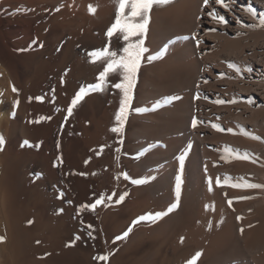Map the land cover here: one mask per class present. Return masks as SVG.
I'll list each match as a JSON object with an SVG mask.
<instances>
[{
  "label": "bare ground",
  "instance_id": "6f19581e",
  "mask_svg": "<svg viewBox=\"0 0 264 264\" xmlns=\"http://www.w3.org/2000/svg\"><path fill=\"white\" fill-rule=\"evenodd\" d=\"M89 4L96 7L95 14L89 13ZM57 6H61L60 11H55ZM249 6L256 10V17L247 13ZM210 10L225 15L228 25L225 27L212 20L206 15ZM115 11L113 0H0V90L4 94L3 107L7 109L0 113V134L5 140L10 136L6 145L11 153L7 159L0 153V165L13 157L15 162H23L19 160L17 147L31 136L24 117L28 104L25 103V91L31 75L25 71V64L15 59L28 63L30 59H53L57 49L62 47L66 51L67 46L72 50L73 58L91 59L90 52L105 45V33L114 22ZM262 15L264 0H236L235 6L228 11L218 5L203 8L202 0H172L166 5H154L146 40L151 54H156L178 36L190 39L177 40L161 59L142 64L131 108H150L154 102L163 101L170 95H179L182 99L154 112L137 114L130 110L120 136L110 129L116 126L114 117L122 94L109 87L85 97L92 103L91 130L94 128V132L87 135V141L96 140L93 152L102 157L103 148L111 151L116 142L123 139L112 172L119 185L116 187L119 196L125 192L128 195L123 202L104 211L105 217L115 226L112 241L123 245L122 249L137 242L151 243L152 252H147L140 264H188L197 252L202 255L196 264H264V187L237 189L215 184L217 177L221 181L227 177L230 183L247 181L264 185V138H251L264 131V27L258 25ZM213 28L217 30L211 31ZM193 36L197 39H191ZM197 41L200 42L198 46ZM78 43L81 48L89 47V53L77 52L75 45ZM113 47H120L119 42ZM59 57L68 59L67 54ZM229 63L235 64L238 71L230 69ZM92 66L91 84L97 82L103 64L97 61ZM249 67L251 72L245 70ZM116 79V76L109 77L110 81ZM13 86L18 89V95L12 94ZM62 89L64 91V87ZM15 98L19 100L17 108H13ZM218 100L225 103L218 104ZM77 105L69 116L66 111L69 104L63 102L64 121L75 119L79 110ZM193 117L198 122L203 121L195 129L191 127ZM212 124L224 130L218 131L211 127ZM188 144L191 149L186 157L179 206L154 223L143 221L133 226L137 218L166 211L175 202L174 177L178 167L175 157ZM140 151L146 154L140 160L133 159ZM236 153L247 154L249 159H237ZM108 169L102 168L96 181L103 182L102 174H107L104 172ZM123 173L133 179L146 176L156 179L136 186L126 180ZM209 176L213 178L211 192L207 183ZM113 193L112 189L111 195ZM242 197L251 199H239ZM228 200H232L231 206ZM104 205L97 206L101 210ZM122 215L128 217L118 222ZM130 226L129 235L116 240ZM166 253H170L172 259L168 263L163 259L157 263L158 257L163 258L161 255Z\"/></svg>",
  "mask_w": 264,
  "mask_h": 264
},
{
  "label": "rangeland",
  "instance_id": "374dc122",
  "mask_svg": "<svg viewBox=\"0 0 264 264\" xmlns=\"http://www.w3.org/2000/svg\"><path fill=\"white\" fill-rule=\"evenodd\" d=\"M75 49L83 55L89 53V47L81 48L79 43L75 45ZM65 50L68 52L62 47L57 49L53 59H30V63L23 59H15L24 63L25 71L31 75L30 83L27 84L25 91V103L28 104L24 114L31 136L25 139L28 145H25L23 143L25 140H23V144L20 143L17 147L19 160L23 162H15L13 157L6 163H1L3 166L0 165V237H4V242L0 243V264H140V259L153 250L151 243L137 242L127 249H122L123 245L121 247L119 243L115 244L112 241L115 236V226L105 217L104 211L118 204L115 201L119 198L120 193L116 189L119 185L116 184L117 179L112 168L116 165L121 152L120 140L117 142L115 140L117 145L111 151L103 148L102 157L99 156L100 153L93 152L96 140L87 141V135L94 132V128L91 130L92 103L85 98L89 94L83 98L84 100L82 99L83 101H80L82 103L78 102L77 110H79L75 119L70 120V118V121H64L62 118L63 102L66 101L70 105L69 100L73 99L79 88L93 81L91 59L82 57L75 59L72 57L70 47H65ZM60 54H67L68 59H59ZM83 62L86 64L83 65ZM66 75L72 76L71 79L65 77ZM61 80H64L63 83L67 88L64 84L61 85ZM62 87L67 93L62 91ZM53 89L55 90L54 96ZM69 90L75 93L72 95ZM63 92L66 95H63ZM12 94L18 95V93ZM3 96L2 93L0 113H5L7 110L2 104ZM35 97H44L43 102L36 100ZM45 116H50L51 119L40 120L39 123L34 122ZM259 132L258 136L264 138V131ZM7 137L6 144L10 139V136ZM6 144L0 151L3 159L5 156L6 159L11 156ZM102 168L110 169L104 172L107 174H102L103 182H99L96 180L100 178ZM74 170L75 173H73ZM81 173L86 175H81ZM77 187H80V191ZM112 189L115 196L111 195ZM61 192H64L62 199L58 198ZM101 195L104 197L101 203L105 204L101 210L97 206L95 210L81 209L78 211L79 206L91 204ZM110 195L113 196L111 200L108 199ZM59 209H63V212L59 213ZM127 217V215L119 216L118 222ZM29 221L32 223L29 224ZM87 225H91L92 229H88ZM89 231H92V237H89ZM109 232L113 234V237L107 234ZM77 236L79 239H76ZM37 241L40 243L37 244ZM101 255L108 256L109 259L107 261L94 259ZM161 256L163 258L158 257L157 263L163 260L168 263L172 259L170 253Z\"/></svg>",
  "mask_w": 264,
  "mask_h": 264
},
{
  "label": "snow or ice",
  "instance_id": "6c2138e0",
  "mask_svg": "<svg viewBox=\"0 0 264 264\" xmlns=\"http://www.w3.org/2000/svg\"><path fill=\"white\" fill-rule=\"evenodd\" d=\"M172 0H113V3L116 5V11H115V18L114 22L111 24L110 27L107 28L105 36L107 38V41L105 45L100 49H95L90 52L91 62L96 63L97 61L101 62L103 64L102 70L99 71L96 81L93 84L89 85H82L79 90L74 95L73 99L70 102V105L66 109L67 114L70 116L72 114L73 108L80 102L87 94L95 93V92H103L107 90L109 87H112L119 91L120 94H122V98L120 100V105L118 108V111L115 114L114 120L116 126L112 127L110 131L113 133H116L117 135L122 136L123 130L126 125V121L128 118V114L131 111H134L137 114H143L149 111H156L159 108L165 106L166 104L174 103L175 101H178L182 99L179 95H170L163 98V101H156L153 103V105L148 108H135L132 109L131 105L134 99V89L136 87V84L138 82V71L142 64L144 62L151 63L152 61L161 59L169 50V46L176 43L177 40H188L190 37L188 36H178L175 40H169L167 44L163 46L162 49H160L156 54H151L150 48L146 46V40L148 36L149 31V24L151 20L150 13L153 9L154 5H166L168 3H171ZM236 0H202V7L206 9H210L214 6H220V8L225 9L226 11L230 10L232 7L235 6ZM61 6H57L55 11H60ZM17 11H20L18 8ZM88 11L90 14H95L96 7L89 4L88 5ZM247 13L250 14L253 17H256V10L249 6L246 9ZM209 17H211L212 20H214L217 24L222 26H227L228 21L225 19V15L219 14L218 11H208L206 13ZM198 19H202V17H198ZM239 22V21H238ZM258 25L260 27H264V15L260 16L258 20ZM246 27H256L257 25H245ZM217 29L213 28L211 31L215 32ZM115 37V41L113 38ZM191 39L196 40L197 37L193 36ZM115 42H119L120 47H113ZM199 41H197V46L199 45ZM41 47L43 45H40ZM228 67L230 69L237 70V66L233 63H229ZM248 72H251L252 69L246 68L245 69ZM110 76H116L118 79L115 81H110ZM207 82V81H206ZM61 83L63 84V80H61ZM12 91L14 93H18V89L13 86ZM55 90L53 89V96H54ZM2 95V93H0ZM198 99L199 97H195ZM30 100L33 98H29ZM36 100L43 102L44 97H35ZM218 104H224V100H218L216 101ZM19 100H16L13 102V108L18 107ZM58 110V109H57ZM15 113H12L14 116ZM50 116L40 117L38 120L34 121L36 123H39L40 120H50ZM198 123H203V121L197 120V118L193 117L191 120V127L195 129L198 125ZM211 127L215 128L218 131H223L224 129L220 128L219 125L212 124ZM227 131H232V129H228ZM252 139L259 140L260 137L258 136H252ZM121 144L123 143V139L119 141ZM6 144L5 138L2 134H0V151L3 150L4 146ZM25 145H28V141H24ZM104 147V146H102ZM191 149V145H186L183 150L180 151V153L175 157V159L178 162V167L176 170V174L174 177V196H175V202L172 203L166 211L156 212V213H148L144 216H141L137 218L136 221L133 222V226L135 224H138L143 221H150V222H156L159 219L163 218L164 216H167L169 213L174 211L180 203L181 195H182V186L184 184V173H185V162L186 157L188 156V153ZM119 151V149H117ZM150 151V149H149ZM146 154L145 151H140L137 153L133 159L140 160L144 155ZM222 159L224 157H221ZM237 159H249L247 154L240 155L239 153H236ZM216 166L215 164L213 165ZM205 173H207V169L205 167ZM81 175H86L81 173ZM126 180H129L131 184L136 186H141L144 184L149 183L152 180H155V176H146L141 178H131L128 176L127 173L122 174ZM243 180V178H241ZM207 183H208V190L211 192L212 184H213V178L207 177ZM216 186H230L237 189H256L264 187V185H259L256 183H249L247 181H243L242 183H230L229 178H225L223 181L219 177L215 180ZM63 192L59 194L58 198H63ZM113 195H115L113 193ZM128 193H122L118 200H116V203L123 202L124 199ZM109 200L112 199V196L108 197ZM239 199H251V197H242ZM104 200L103 195H101L99 198L95 199V201L91 204H83L79 206L78 211L81 209H91L95 210L97 205L101 204V202ZM71 203V201H69ZM229 206L232 204V200H228ZM206 210L208 208V205L205 206ZM59 213L63 212V209L58 210ZM237 219H240V217H237ZM32 221H29V224H31ZM222 223V221H221ZM88 229H92L91 225H87ZM132 231V226H130L121 236L116 237V240L124 239L126 238L129 233ZM241 232H243V229H241ZM89 237H92V231L88 232ZM76 239H79L77 236ZM4 242V237H0V243ZM40 242L37 241V244ZM202 255V253L197 252L195 256L188 261V264H196L197 259ZM94 259H99L103 261H107L109 259L108 256L101 255L98 257H94Z\"/></svg>",
  "mask_w": 264,
  "mask_h": 264
}]
</instances>
